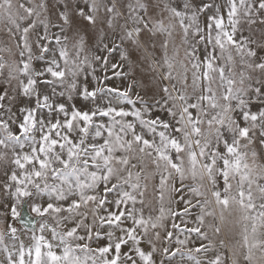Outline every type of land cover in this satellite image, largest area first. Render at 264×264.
<instances>
[{"label":"snow or ice","instance_id":"obj_1","mask_svg":"<svg viewBox=\"0 0 264 264\" xmlns=\"http://www.w3.org/2000/svg\"><path fill=\"white\" fill-rule=\"evenodd\" d=\"M0 264H264V0H0Z\"/></svg>","mask_w":264,"mask_h":264}]
</instances>
